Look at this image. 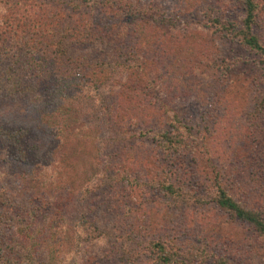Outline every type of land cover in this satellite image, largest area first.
Here are the masks:
<instances>
[{"label":"trees","instance_id":"trees-1","mask_svg":"<svg viewBox=\"0 0 264 264\" xmlns=\"http://www.w3.org/2000/svg\"><path fill=\"white\" fill-rule=\"evenodd\" d=\"M236 1L244 13L239 27L218 20L211 25L260 56L264 67V45L254 30L264 18V0ZM157 22L148 7L131 0H0V264H236L205 242L146 236L131 206L125 224L86 218L90 207L83 201L103 183L121 186L122 199L139 187L156 191L170 219L211 206L248 227L264 246V215L244 202L255 203L253 189L234 169L213 167L199 183L183 165L191 138L171 110L162 123L140 120V135L151 134L146 153L158 181L137 184L108 163L88 181L94 179L90 188L80 184L76 196L67 183L63 161L73 144L108 149L138 139L128 130L131 120L120 116L119 91L129 83L143 87L150 63L143 54L146 32L158 38ZM17 102L15 110L10 105ZM11 178L16 182L8 187Z\"/></svg>","mask_w":264,"mask_h":264},{"label":"rangeland","instance_id":"rangeland-1","mask_svg":"<svg viewBox=\"0 0 264 264\" xmlns=\"http://www.w3.org/2000/svg\"><path fill=\"white\" fill-rule=\"evenodd\" d=\"M131 1L148 7L160 26L158 38L155 33L146 32L147 49L143 54L150 63L143 87L137 90L129 83L116 90L121 95L120 116L123 121L131 120L128 130L138 139L108 149L94 147L93 143L73 144L69 155L66 156L67 150L62 158L65 157L63 170H69L67 183L74 188V195L81 183L83 189L90 188L94 179L91 184L88 181L96 173L99 177L108 163L119 169L120 175L137 180V184L151 179L158 181L155 176L160 172L147 154L152 150L146 141L151 134L140 135L145 130L140 120L149 122L157 117L162 123L164 111L171 110L191 138L192 150L184 159V168L194 172L199 183L210 178L213 167L240 172L239 182L250 186L256 196L255 203L244 202L264 215V110L259 108L264 109V67L260 56L211 25L218 20L239 27L244 17L242 6L236 0ZM254 30L264 45V18H260ZM73 50L83 52V48ZM17 104L10 106L17 110ZM159 107L162 109L158 110ZM143 158L148 161L143 162ZM14 181L7 180L8 187ZM109 186L103 183L83 201L84 207H90V211H83L86 218L96 217L103 225L117 219L125 224L123 214L131 206L132 220L148 228L146 236L205 242L236 264H252L247 260L250 255L259 258V264L264 261V246L251 230L211 206L201 212L188 210L186 216L178 213L170 219L156 191L139 187L131 198L122 199L118 194L122 193L121 186Z\"/></svg>","mask_w":264,"mask_h":264}]
</instances>
